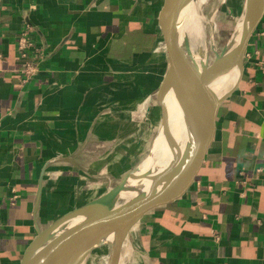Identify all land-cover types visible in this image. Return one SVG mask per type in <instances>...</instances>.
<instances>
[{
	"label": "crops",
	"instance_id": "crops-1",
	"mask_svg": "<svg viewBox=\"0 0 264 264\" xmlns=\"http://www.w3.org/2000/svg\"><path fill=\"white\" fill-rule=\"evenodd\" d=\"M165 5L0 0V264H20L38 231L149 154L167 69ZM228 92L209 164L178 201L140 219L121 264H264V13Z\"/></svg>",
	"mask_w": 264,
	"mask_h": 264
},
{
	"label": "water",
	"instance_id": "water-1",
	"mask_svg": "<svg viewBox=\"0 0 264 264\" xmlns=\"http://www.w3.org/2000/svg\"><path fill=\"white\" fill-rule=\"evenodd\" d=\"M193 3L194 0H166L162 19L167 69L156 95L160 119L149 154L107 193L38 231L20 264H82L91 252L103 246L110 247L107 264H121L130 230L146 213L184 196L209 164L216 141V112L229 93L218 97L212 81L227 77L234 69L239 70L240 77L248 41L264 13V0H246L232 49L215 53L210 64L198 52L196 57L190 47L188 19ZM175 114L180 118L184 140L191 146L184 154L168 133L169 120ZM160 145L170 148L172 159L158 174V183L127 185L134 172L148 166ZM123 194L129 197L116 205Z\"/></svg>",
	"mask_w": 264,
	"mask_h": 264
},
{
	"label": "rangeland",
	"instance_id": "rangeland-1",
	"mask_svg": "<svg viewBox=\"0 0 264 264\" xmlns=\"http://www.w3.org/2000/svg\"><path fill=\"white\" fill-rule=\"evenodd\" d=\"M198 1L199 4H202V8L198 12L200 28L199 33H196L193 54L198 57V53H200L201 59L207 60L210 64L215 53L219 54L223 49H226L227 52L232 49L235 43L232 36L241 21L246 0H208L207 3L205 0ZM213 24L215 25L214 30H212ZM128 197L129 194L121 195L117 199L116 205ZM109 252V246L100 247L94 250L84 263L107 264Z\"/></svg>",
	"mask_w": 264,
	"mask_h": 264
},
{
	"label": "bare ground",
	"instance_id": "bare-ground-1",
	"mask_svg": "<svg viewBox=\"0 0 264 264\" xmlns=\"http://www.w3.org/2000/svg\"><path fill=\"white\" fill-rule=\"evenodd\" d=\"M196 1L192 5L190 17L188 19V24H189L191 31L193 30L194 32L199 33L200 24H199V13L198 12L202 8V4L201 3L199 4L198 0ZM205 2L207 3L208 0H205ZM239 25H240V22L238 23L233 33V36H232L233 41H236L238 37ZM214 26L215 25L213 24L212 30H214L213 29ZM167 32L169 33V31ZM238 77H239V70L234 69L232 72L229 73L227 77L220 79V80L216 79L212 81V84H211L212 88L214 89L218 97L225 95L230 89H232L236 85ZM179 120L180 118L178 114H175L174 117H171V119L169 120L170 122L168 124L170 132L168 133L171 137H173L177 141L176 145L178 146L180 152L184 154L190 151L191 146L188 145V142L184 140L183 129H182V125L180 124ZM171 159H172V155H171L170 148L167 147L166 145L158 146L155 150V154H154L152 161L148 163V166L142 172H134V174L127 181V185H130V186L137 185L138 186L140 185V183H143L144 186L156 185L158 183L157 179L159 178L158 174H161L167 168L168 163L171 161ZM149 176H151L154 179H148ZM82 264H85V263H82Z\"/></svg>",
	"mask_w": 264,
	"mask_h": 264
},
{
	"label": "built area",
	"instance_id": "built-area-1",
	"mask_svg": "<svg viewBox=\"0 0 264 264\" xmlns=\"http://www.w3.org/2000/svg\"><path fill=\"white\" fill-rule=\"evenodd\" d=\"M29 28H26L24 32H22L18 38V43H17V49L20 54L25 55L27 50L30 47V44L26 40V33L28 32ZM28 54V52H27ZM34 68L31 66V64H28L26 68L22 71V77L23 81L29 80L30 76L33 74ZM260 171V170H258Z\"/></svg>",
	"mask_w": 264,
	"mask_h": 264
}]
</instances>
